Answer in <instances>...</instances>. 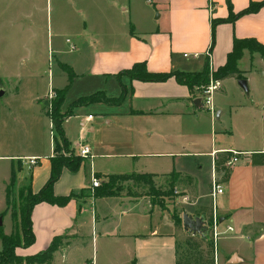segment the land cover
<instances>
[{"label":"crops","instance_id":"obj_1","mask_svg":"<svg viewBox=\"0 0 264 264\" xmlns=\"http://www.w3.org/2000/svg\"><path fill=\"white\" fill-rule=\"evenodd\" d=\"M251 3H264V0H151L150 3L146 0H94L83 25H79L72 35L73 40L65 39L72 57L66 56V51L57 48L54 51L59 57L62 55L61 64L71 69L72 81L83 79L84 84L95 89L92 93L102 91L107 97L117 98L123 91L118 104H92L104 105L113 110L104 112L102 118L105 122H112L111 119L115 118L126 121L127 130L130 129L133 135L126 143V146L132 147L125 154L130 166L127 171L108 172L96 169L90 161L88 167L82 165L76 172L64 169L53 185L54 194L63 196L86 189L89 176L94 174L144 173L166 177L175 173L181 175L178 184L193 201L187 204L188 213L205 220L197 212L199 207L212 205L209 191L214 176L223 187V192L215 201L220 231L216 242L224 234H228L226 239L232 241L225 248L222 263L264 264V165L254 166L247 158L250 152H264V148L247 147L254 141L253 132L238 134V139L233 141L232 128L226 121H220L227 110L229 114L232 111L235 115L241 111L249 115L254 113V107L245 102L249 99H244V92L236 80L231 78L219 82V88L212 95L214 110L210 111L198 107V97L191 98L194 91L177 83L173 77L165 81H142L125 75L118 76L136 62H144L149 72H194L200 70L206 60L210 69H215L225 62L234 37H254L264 45V4L254 12L236 17L233 22L218 23L214 27L213 40L211 37V22L214 19L226 18L230 10L237 14ZM79 11L83 13L81 8ZM67 39L73 44L67 43ZM71 45L74 49H71ZM110 79L114 80L110 88L115 92L107 94ZM226 81L235 84L237 93L234 99L237 98V103L228 98L229 91L224 86ZM67 83L66 78L61 87L50 89H62ZM250 95L249 91L247 98ZM219 96L225 97L227 101L221 103ZM38 104L43 109L45 101ZM69 104L62 105V109L66 110ZM77 107V111L82 109ZM74 109L63 121L64 135L76 154L82 142L90 147V159L97 158L94 147L82 141L84 131L75 142L67 137L69 119L78 118L73 115ZM110 116L112 118L109 119ZM94 117L87 114L84 119H80V128L83 127L89 133L94 132ZM52 132L54 134V130ZM53 134L50 153L42 159L36 154H0V161L10 162L0 184L2 211L6 208L2 191L12 170L16 177L13 189L18 194L28 184L36 192L46 181L50 169L49 157L53 154ZM201 148L207 151L199 152ZM224 151L239 153L238 161L229 167L228 180L225 182L222 181L223 174L215 172L214 168L216 153ZM199 154L210 157L207 182L210 204L199 203L201 192L195 171L200 170V163L191 164L188 168L180 163L181 157L202 156ZM31 157L37 159V163L32 166L27 161ZM160 162L163 165H159ZM24 169L28 171L25 176L22 175ZM188 177L192 180H188ZM169 220L166 222L159 209L145 199L138 198H93L91 206L80 199H71L64 206L41 202L31 211L35 241L29 247L16 248V254L21 257L36 255L50 244L53 237L68 232L75 241L66 247L61 244L55 250L49 263L55 264L57 257L66 259L68 255L84 251L88 243L82 231L84 225L90 223L95 229L91 242L103 264H175L180 251L176 240L178 228L171 218ZM227 226L232 231H225ZM117 255L118 261H115ZM215 257L218 264V255L215 254ZM87 263L85 259L84 264Z\"/></svg>","mask_w":264,"mask_h":264},{"label":"rangeland","instance_id":"obj_2","mask_svg":"<svg viewBox=\"0 0 264 264\" xmlns=\"http://www.w3.org/2000/svg\"><path fill=\"white\" fill-rule=\"evenodd\" d=\"M116 1L123 2L124 0ZM142 1L144 2V0ZM93 3L94 0H0V91L2 92L0 95V154H36L42 159L50 153V140H52L53 129L46 113L52 114V103L42 109L38 102L43 104V101L47 99L49 90H51L50 88L61 87L63 81H66L67 75L61 64L63 57L55 54L54 50L57 48L66 51V56L72 57L70 55L72 52L65 43V39L73 40L72 35H74L79 25H83V21ZM80 8L83 13H80ZM71 44L73 43L71 42ZM238 68L243 71L244 77L249 80L247 82L248 94L250 91L251 95L250 98H247L248 94L244 93L245 98H243L249 99L245 102L254 107V113L249 115L245 111H241L235 115L232 111L229 114V110H227L220 121L222 123L226 121L232 128L233 141L238 139V134L249 132L251 134L253 132L254 141L253 143L250 142L247 147L253 149L264 148V61L258 53L244 51L242 59L238 62ZM55 73L58 75L63 73L64 75L58 76ZM83 81V79H73L65 93L63 106L71 103L79 96L94 92L95 89H91L92 87L87 86ZM111 81L113 83L114 80L110 79V82H108L107 94L115 92L110 88ZM224 86L229 91L228 98L233 99V103H237V98L234 99L237 93L235 84L226 81ZM202 89L203 87L199 90L193 88L194 93L191 98L198 97L196 98L198 107L205 109L206 107L203 106L201 100ZM43 96V99H39ZM219 100L221 103L227 101L225 97L220 96ZM79 107H82L80 111L76 110L78 107L73 110V115L78 116V118L71 117L69 119L66 125V134L72 142H75L84 131L85 136L82 141L94 147V154L97 155V158L91 160V156L86 158L81 156L83 165L88 167L90 161H92L96 169L99 170L108 172L127 171L130 163L125 158V154L132 147L126 146V143L133 138V135L130 129L127 130L126 121L123 118H115L111 119L112 122H105L102 118L104 112H113V110L104 105L91 103ZM123 109L124 107H122ZM67 112L68 110H63L61 107L55 115L59 119H65L68 116ZM87 114L95 116L93 124L96 125V129L91 133L84 130L83 127L81 129V125L78 124L79 120L84 119ZM70 149L73 151L72 148ZM198 151L204 152L207 150L201 148ZM67 154L69 155V152ZM199 155L202 156L192 157L186 155L185 158L181 157L180 163L185 168H188L191 164L200 163V170L195 171L198 188L201 192L199 203L210 204V199L207 196L210 157L204 156V154ZM14 161L16 162V160ZM9 163L8 161H0V184H2L1 178L6 174ZM158 164L163 165V162ZM160 169H164V167H160ZM27 173L28 171L25 169L22 171L24 176ZM92 176H89L88 188L77 191L75 194L78 199L88 202L89 206L93 201ZM107 177V175L98 174L95 178L98 181H107ZM152 181L154 182V194L144 196L145 191L130 187L127 180L120 179L116 183L117 188L113 190V196L145 199L150 205L160 210L161 216L166 222H170L169 219L172 215H178L181 219L183 214L193 219L196 218L188 213L187 204L193 201L189 194L179 186L178 179L170 176L154 175ZM25 193L26 190L24 189L21 195ZM21 195L13 189L8 203L5 204L6 210L0 216V225L6 234L10 233L13 226L14 231L19 229L17 223L18 211L22 204ZM2 209L3 207H0V212ZM199 219L201 234L194 236L197 240L203 237L202 235L207 236L209 234V226L206 221L202 217H199ZM94 231V226L86 223L82 234L88 245L84 251L68 255L66 259L61 256L57 257L55 264H84L85 259L88 260L87 264H103L99 252L96 253L91 242ZM176 234L179 250L185 249V237L191 233L183 228H178ZM229 235H232V233H229ZM69 236L68 232L63 234L62 247H66L72 244V241H75ZM227 236L228 234L221 235L215 245L218 264H223L222 258L226 254L225 248L232 242L226 239ZM114 260L118 261V255Z\"/></svg>","mask_w":264,"mask_h":264},{"label":"trees","instance_id":"obj_3","mask_svg":"<svg viewBox=\"0 0 264 264\" xmlns=\"http://www.w3.org/2000/svg\"><path fill=\"white\" fill-rule=\"evenodd\" d=\"M264 3H251L246 9L234 14L231 10L226 18L214 19L211 22V37L213 40L214 27L218 23L233 22L236 17L254 12L259 6ZM244 51L249 53L256 52L264 61V45L254 37L245 38H233L231 50L226 54L225 62L216 67L215 69L209 68V62L206 60L202 68L194 72L173 71V72H149L146 69L144 62H136L129 69L122 71L118 76L125 75L130 79H137L142 81H165L166 79L173 77L179 84L187 86L189 89L199 88L206 86L210 81L221 82L222 80L233 78L235 80L245 78L243 71L238 68V61L243 57ZM63 70L67 75V85L62 89H51L55 94V98L52 103V114L46 113L49 117L54 130L53 134V154L49 157L50 169L49 174L41 186V188L33 192L28 184L25 188L26 193L21 195L23 190L19 193L22 198V204L18 211V230L11 229L10 233L5 234L0 225V264H49L52 259V254L62 244L63 235L53 237L50 244L41 252L33 256L21 257L16 254L15 250L18 247H29L35 241V236L31 226V211L32 208L41 202H47L49 204L64 206L71 199H78L76 192H71L68 195H55L53 192V185L59 179L61 172L66 169L70 172H76L83 165L82 157L70 148V143L64 135L63 121L64 118L59 119L55 114L61 108L65 93L70 87L73 73L71 69L63 65ZM219 88V87H218ZM217 88V89H218ZM216 89V90H217ZM215 90V91H216ZM121 96L117 98L107 97L102 91L92 93L87 96L79 97L71 102L66 110L70 115L73 108L90 103L101 102L104 104H118L122 99ZM47 101H45V108ZM69 152V155L67 154ZM236 152V151H233ZM231 151L218 152L215 155L214 168L215 172H221L222 181H227L229 176V167L225 164L234 155ZM238 153V152H236ZM67 154V155H65ZM237 157L239 153L236 154ZM250 164L264 165V152L255 151L250 152L247 156ZM94 177L98 174H94ZM170 177L179 179L181 175L170 173ZM153 175L151 174H118L108 175L107 181H100L97 187L92 188V196L94 199L110 197L114 195V191L117 186L116 183L120 179L127 180L130 187L145 191L146 195L154 194V182L152 181ZM15 173L12 170L8 183L4 189L5 203L7 204L15 184ZM188 180H192L188 177ZM84 190V189H81ZM80 190V191H81ZM197 215H203L207 225L209 226V234L207 236L195 239L194 236L188 235L185 237L184 245L185 249H182L177 254L175 264H215V246L213 243V237L210 232L211 224L213 222V208L199 207ZM6 210V208H5ZM3 210L0 214H4ZM172 222L177 228H182V219L178 215L171 216Z\"/></svg>","mask_w":264,"mask_h":264},{"label":"built area","instance_id":"obj_4","mask_svg":"<svg viewBox=\"0 0 264 264\" xmlns=\"http://www.w3.org/2000/svg\"><path fill=\"white\" fill-rule=\"evenodd\" d=\"M148 3L151 2V0H146ZM67 43H69V39L66 40ZM71 44V43H69ZM71 49H74L73 45L70 46ZM208 55V53H207ZM186 56V55H184ZM219 87V82H209L206 86L203 87L202 89V96H201V100H202V104L204 107H206V109L213 111V102H212V95L215 92V90ZM55 97L54 92H52V90H50V92L47 95V105H51V101L53 100V98ZM88 118H91V116H88ZM90 147L86 144H80L79 149H78V154L82 157H90ZM234 155L226 162V166L227 167H231L235 162L238 161V157L236 154V152H233ZM91 158V157H90ZM28 165L32 166L35 165L37 163V159L34 157L28 158ZM100 181H98L94 176H92V181H91V187H97L99 185ZM223 192V187L222 185L217 181V179L213 176L211 181H210V197L212 200V208H213V222L211 224V228H210V232L211 235L213 237V243L214 246L216 245V240L218 238V236L220 235V231L218 229V219H217V215L215 212V201L216 198L219 194H221ZM225 231H232L231 227H226ZM215 264H216V257H215Z\"/></svg>","mask_w":264,"mask_h":264},{"label":"water","instance_id":"obj_5","mask_svg":"<svg viewBox=\"0 0 264 264\" xmlns=\"http://www.w3.org/2000/svg\"><path fill=\"white\" fill-rule=\"evenodd\" d=\"M236 83L242 89V91L247 95L248 94L247 80L245 78L238 79V80H236ZM1 94H2V92L0 91V95ZM200 219H199V217H196L195 219H193L190 216L183 214V216H182L183 229L189 231L192 235L201 234ZM0 224H1V221H0ZM203 234H204V232H203ZM202 236H204V235H202Z\"/></svg>","mask_w":264,"mask_h":264}]
</instances>
